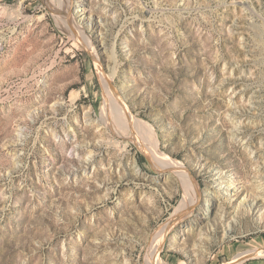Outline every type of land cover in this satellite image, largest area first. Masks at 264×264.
Instances as JSON below:
<instances>
[{
	"label": "rangeland",
	"instance_id": "1",
	"mask_svg": "<svg viewBox=\"0 0 264 264\" xmlns=\"http://www.w3.org/2000/svg\"><path fill=\"white\" fill-rule=\"evenodd\" d=\"M52 4L0 0V264H146L185 194L164 158L198 203L157 258L264 249V0H86L75 14L93 54ZM106 80L161 159L98 122ZM215 173L234 195L218 196ZM252 198L256 213L234 215Z\"/></svg>",
	"mask_w": 264,
	"mask_h": 264
},
{
	"label": "bare ground",
	"instance_id": "2",
	"mask_svg": "<svg viewBox=\"0 0 264 264\" xmlns=\"http://www.w3.org/2000/svg\"><path fill=\"white\" fill-rule=\"evenodd\" d=\"M55 4L52 6V9L55 10L56 16L59 18H62L66 20V24L70 27V30L72 33H75L77 37L81 38L82 43L85 44L90 52L93 54V46L91 44L90 38L87 36L85 31L82 29L84 26H88L87 28H90L91 21L84 22L81 20L82 16L77 18L75 12L80 11L81 7H84L83 4H85L86 0H72L77 2V8L72 9V2L71 0H54ZM52 3V2H51ZM76 7V6H75ZM81 15V14H80ZM81 22V23H80ZM65 23V22H64ZM82 24V26H81ZM81 26L80 28L78 26ZM95 56V54H94ZM94 59L97 61V56L94 57ZM108 80L105 81V98H106V112L104 117L102 119L98 120L101 124H106L108 127H110V130H113V132L117 133L119 132V129L124 131L123 129H128L129 131V137L135 141L136 144H138L139 147L153 152L157 154V157L161 159L159 156V142L156 138V135L153 131V128L147 124L146 122H143L141 120H135L127 110L126 106L122 102V100L118 97L115 89L111 87V90L108 88ZM121 114V115H120ZM105 126V125H104ZM122 127H124L122 129ZM125 133V132H124ZM121 134V133H120ZM68 135V134H67ZM164 158V157H163ZM165 163L168 166L169 171L171 174H176L177 177H179L185 187V194L184 197L180 203V206L177 208L176 212L174 214L178 217H182V219L185 217L184 215L192 208L194 205L198 203V189H197V183L194 181V179L191 178L190 175L184 172V168L181 164L175 163L174 161H171L167 158H164ZM139 172V170H137ZM217 181H214L215 185H218V196H221L225 199V197L229 198L230 196L234 195L233 191H235L233 188H231L229 185L232 184V182L228 181V179H224L220 176V174L215 173ZM263 185H259V189L262 188ZM215 189V187L213 188ZM250 200V199H249ZM247 202V201H246ZM240 203L236 208L234 215L238 214V211H242L243 213H256V211H253V205L255 203L254 199L252 198L250 202L246 203ZM189 211V212H190ZM261 212H264L262 210ZM173 216V215H172ZM169 220V219H168ZM178 220V219H177ZM232 221H236V217L233 216L231 218ZM255 222L262 223L264 222V219L260 215H255ZM170 223H163V226L159 227L158 231L155 233L153 242L150 245V250L147 254V262L146 264H168L162 258H157L158 256V246L162 244V236L164 232L166 231V228H168ZM231 228L230 222H226L225 225V235L227 231ZM153 233V234H154ZM152 241V240H151ZM201 242V240H200ZM264 255V249L260 250H246L243 252L238 253L235 255L234 258H232L229 262L225 264H241L245 257H252V256H263ZM184 264V263H181Z\"/></svg>",
	"mask_w": 264,
	"mask_h": 264
},
{
	"label": "crops",
	"instance_id": "3",
	"mask_svg": "<svg viewBox=\"0 0 264 264\" xmlns=\"http://www.w3.org/2000/svg\"><path fill=\"white\" fill-rule=\"evenodd\" d=\"M245 264H264V259H259V260L251 261V262L245 263Z\"/></svg>",
	"mask_w": 264,
	"mask_h": 264
},
{
	"label": "water",
	"instance_id": "4",
	"mask_svg": "<svg viewBox=\"0 0 264 264\" xmlns=\"http://www.w3.org/2000/svg\"><path fill=\"white\" fill-rule=\"evenodd\" d=\"M148 161H149V163L151 164L149 158H148ZM151 165H152V164H151ZM175 218H177V215H176V214H174V215L170 218V221H169V222L173 221ZM248 257H249V256H248ZM250 257H251V256H250Z\"/></svg>",
	"mask_w": 264,
	"mask_h": 264
}]
</instances>
